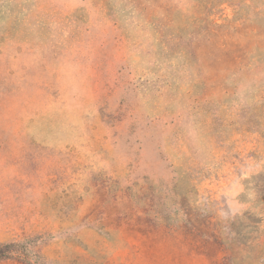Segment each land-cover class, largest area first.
<instances>
[{
    "label": "rangeland",
    "instance_id": "rangeland-1",
    "mask_svg": "<svg viewBox=\"0 0 264 264\" xmlns=\"http://www.w3.org/2000/svg\"><path fill=\"white\" fill-rule=\"evenodd\" d=\"M0 264H264V0H0Z\"/></svg>",
    "mask_w": 264,
    "mask_h": 264
},
{
    "label": "trees",
    "instance_id": "trees-1",
    "mask_svg": "<svg viewBox=\"0 0 264 264\" xmlns=\"http://www.w3.org/2000/svg\"><path fill=\"white\" fill-rule=\"evenodd\" d=\"M1 258V257H0Z\"/></svg>",
    "mask_w": 264,
    "mask_h": 264
}]
</instances>
